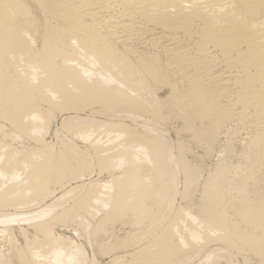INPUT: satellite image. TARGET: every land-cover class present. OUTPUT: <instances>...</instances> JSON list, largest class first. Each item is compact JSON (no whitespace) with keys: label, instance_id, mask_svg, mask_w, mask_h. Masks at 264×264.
I'll return each instance as SVG.
<instances>
[{"label":"bare ground","instance_id":"1","mask_svg":"<svg viewBox=\"0 0 264 264\" xmlns=\"http://www.w3.org/2000/svg\"><path fill=\"white\" fill-rule=\"evenodd\" d=\"M165 87L169 94L160 99ZM56 114L69 136L57 138L58 147L45 141ZM171 115L209 154L229 122L253 130L243 131L242 171L229 176L230 166L238 167L234 146L220 143L217 164L201 181L200 212L179 208L169 225L178 174L183 199L200 177L180 141L173 147L159 128ZM93 166L116 176L84 180ZM53 187L64 190L60 197L28 209L54 196ZM70 196L74 206L56 214L57 202ZM6 207L14 210L0 213V235L13 258L0 253V264H87L82 249L54 235V223L79 221L88 232L98 216L100 224L126 211L134 224L148 223L139 241L151 238L111 264H185L188 250L197 255L215 241L264 264V0H0V209ZM12 224H27L37 236L28 240L19 227L25 245L18 248Z\"/></svg>","mask_w":264,"mask_h":264},{"label":"rangeland","instance_id":"2","mask_svg":"<svg viewBox=\"0 0 264 264\" xmlns=\"http://www.w3.org/2000/svg\"><path fill=\"white\" fill-rule=\"evenodd\" d=\"M130 43H132L133 45H130ZM130 43H128V44L131 47L133 46V48L136 47L135 49L138 48V49L142 50L141 49L142 46L139 44V41L131 40ZM138 44L140 45V48H139ZM165 88L164 89L162 88L161 92L159 94L157 93V95H158V97L160 99H163L164 95H166L165 96V98H166L168 96L167 94H169V91H168L169 89L168 88L165 89ZM165 109H167V107L162 109V111L165 110ZM163 112L169 114V112L167 110L163 111ZM78 114H79V116L84 117V115L88 114V113L86 111L85 113L79 112ZM56 115L58 117L55 116V118L56 117L57 118L53 121L54 125L53 124L51 125V129L52 130L50 129V131L47 134V136H45V141H47L50 144L52 143L51 145H53V146L55 145L56 147H58L59 142L66 139V138L64 139V135L66 134V132H65V130H63L60 127L61 126L60 125L61 124V119L64 116L63 115L59 116L58 114H56ZM169 118H171V119H168L169 122H168V120L163 121V122H167V123L160 122L162 124L161 125L159 124L160 125L159 128L164 130L163 133L166 134V136H165L166 139L170 143H172L173 147L176 144V142L178 143L180 141L179 143L182 144L183 147H185V149L187 150V152H185L186 153V157H185L186 161L189 163V165H191V166L193 165L195 169L198 168L196 170L200 173V174H198V176L200 175V177H198L199 180H197L199 182L196 181L197 184L196 183L194 184L195 185L194 189H193L194 185L192 187L194 192L191 190L190 193H192V192L193 193L192 194H188L190 199L188 197H185L184 199L181 198V193L185 189H184V185L183 186L181 185V184H183L182 183L183 182L182 181V178H183L182 174H178V178L177 179L180 181V182H177L178 183L177 184L178 194L176 195V197L174 199V202H173L174 204L172 205L173 207H171V210L169 212V217L167 219V222H169L168 224L170 225V222L173 221L174 218H176V215L179 214V211L181 209H189L193 213L200 212V211H197V208H200L199 207L200 199L204 200L201 197V195H202V190H200L202 188L201 185L203 184L202 182L205 181V178L208 176V174H210L208 172H212L213 168H214V165L217 164L216 161H218V160L216 158L218 157V155H216V154H219L218 152H220V147H221V149L223 148L222 147L223 144H220V143H224L225 144L227 141L231 142L232 145L234 146V153H233V156H232V160L234 159V160H237L236 162H240L241 163V164L240 163H236L234 160L232 161V165L234 166V163H235V164H237L238 167H235V168L233 167L232 168L230 166V168L232 170L229 168V170H228L229 171V176H234L235 172L240 173V172H238L239 170L242 171V165H243L242 163L244 162V159H243L244 158V152L242 151L243 147L241 145V142L243 144V139L245 138L243 134L245 133V136H246V134L248 132L250 133V131L253 130V129H251L252 127H250L249 125H247V126H249L250 128L247 127L246 124H243L240 121L238 123L240 126H238L237 121H232L231 123L229 122L230 125L228 123V124H226V126H223L221 128L222 130L220 129L221 132L218 131L219 133H217V138H216L217 141H215L216 143H214V147H213L215 149V151L212 148L213 153L211 152V154H209L207 152L205 153L204 149H201L200 146H199L200 147L199 148L198 145H196V143H195V141L193 139H190L191 136H189L188 135L189 133L186 132L182 128V125L179 126L181 123H179L178 120L175 119V120L172 121V119H173L172 115ZM125 123H127V122H125ZM137 123L140 124V126H138L139 124L137 125V129H138L137 131L141 132V129H142V127H141L142 124L141 123H143V122L139 121ZM234 123H236V125ZM127 124L131 125V123H127ZM132 125H133V127H135L134 124H132ZM241 127H245V128L247 127L248 130H246L245 128H241ZM6 128H9V127L6 126ZM232 129H233L234 132L232 131ZM237 129L240 130V131H241V129H243V130L241 131V133H239V131L237 133L236 132ZM178 130L181 131V132H185L186 134L185 133H181ZM177 131H178V133H177ZM243 131H244V133H243ZM54 132L57 133L58 135L57 134H53ZM236 133H237V135H236ZM54 135L55 136L57 135V136L55 137ZM222 135H225V136L223 137ZM226 136H229V137H226ZM61 137H63V138H61ZM66 137L68 138L69 136H66ZM57 138H59L61 140L57 141ZM193 141H194V144H193ZM24 142L23 143L26 145L27 141H24ZM74 142L80 148H84V146L86 145L84 143H81V141H77V140H75ZM28 143L31 146L33 145L31 142H27V144ZM215 144H218V145H215ZM237 144H238V147H237ZM235 147L237 148L236 150H235ZM218 149H219V151H217ZM239 149H241V150L239 151ZM235 152H238V153L240 152V153L238 154V153H235ZM185 153H184V156H185ZM235 154H236V156H235ZM240 154L243 155V156H241ZM94 167H96V168H94ZM239 167H241V168L239 169ZM93 168H94V169H92L93 172L92 173L90 172L91 174L89 173L90 176L86 175V177H84V180H88L89 177H90L91 180L103 182V181L110 180L111 176H113V175L116 176L115 172H113V173L112 172H100L98 170L99 168H97V166H93ZM232 171H234V173ZM261 171H263V170H260V173H259L260 176H261V173H263ZM98 172H100L101 174H99ZM107 173L108 174L112 173V174L108 175ZM230 173H231V175H230ZM201 174H202V177H201ZM259 174H258V176H259ZM69 184H71V183H69ZM57 188L60 189L59 187H55V188L53 187L52 188L54 191H57V192H56V194H54V196L50 197L51 199L47 198L40 205L33 206V207L28 208V209L29 210L30 209L34 210V209H37L38 207H40L42 205H48V204H50V202L52 203L53 201H55L54 197L55 198L60 197L62 192L64 191V190L60 191ZM199 190L201 192H199ZM182 196H184V194ZM186 198H187V200H186ZM70 199H71V196L65 198L64 200H62L60 202H57V204H56L57 205V208H56L57 210L55 211L56 214L57 213L59 214L61 212V210H62V212L66 211L67 207L70 208V207L74 206V201H75L74 199L75 198L74 199L72 198L73 199L72 201ZM202 202H201V204H202ZM203 203H205V202H203ZM75 204H78L77 201L75 202ZM203 205L204 204H202L201 207ZM190 207H191V209H190ZM64 208H65V210H64ZM179 208H181V209H179ZM28 209H26V210L28 211ZM13 210H14V208H13ZM13 210H12V208H9V207L1 208L0 209V213L13 212ZM54 213L52 214L53 217L56 215V214L54 215ZM173 215H175L174 218H172ZM102 217H103V215H100L97 218H95V220H93V221L91 220L90 221L91 222V227H90V229H88L89 230L88 232L85 231V228L82 227L79 224V221H73V220L72 221L68 220L67 222H65V224L56 221L54 223L55 225L53 224L54 226H53L52 230H53V233H54L55 236H60L64 241H72V242H74V244L78 248L82 249L85 252L86 258L88 259V263L87 264H89V261L92 260L93 258L95 259L96 264H111L110 261L113 259L112 257L113 256L114 257L118 256V255L125 257V260L127 261L128 260V258H127L128 254L131 253V251H133L134 248H136V247H133V245H134L133 243H135L136 241H139L140 237L147 233V231H148L147 224L148 223L146 221H144V222H142L140 224H134L133 215H131L129 211L124 212V214L123 213L120 214L119 216H117L112 221H108V222L106 221L105 223L102 222V223L99 224V219H101ZM167 222L163 223V225L167 224ZM20 225L21 226H18L16 224H12L9 227H11V229L13 230V231L11 230V232H12L11 234H13V237L11 236V238L16 240V243H17L16 246L18 248L22 247L21 249H24L25 238H24V236L22 234H21L22 236H20L21 232H19L20 230H18V228L19 227L20 228H24V230L28 231V233L26 235V238L27 239L29 238L28 240H30L32 238V236H37V235L35 234V232L33 230H31L30 227L27 228V226H28L27 224H20ZM96 226H98L100 228V232H98L96 234L95 233L92 234L93 231H94V227H96ZM29 233H30V235H29ZM2 238L3 237L0 235V253L12 256V258H13V252H12L13 251L12 250L13 247L11 246V244L9 245V241H6V240H8V238H3L4 241H3ZM38 238H40V236H38ZM148 238L150 239L151 236H148L147 238H144V240L143 239L140 240L139 241L140 244L137 247H139L140 245L142 246L144 244H147V242L149 241ZM147 239H148V241H147ZM14 243H15V241H14ZM218 243L215 241V243L212 242V243L206 244V247H205V245L202 244V247H204V248L200 249L201 250V251L199 250L200 254H199V252H197L198 253L197 255H196V251L191 252V251L188 250V252L186 253L187 255L185 256L187 258V260H186V258H184L185 259L184 262L186 261L185 264L186 263L187 264H195V263L198 264L200 262V260L204 258V254L207 255L210 252H213L215 254V255L213 254V257H212L213 262L210 261L211 262L210 264H245L246 260H247V263L252 261L251 264L252 263L253 264L257 263L258 264V262H257L258 260H257L256 256H253L254 254L252 253L253 254L252 255L251 251L249 253L247 252V254H246V252L243 254V252L240 253V252H238L236 250L237 251V253H236V251H234L232 249L229 250V248L225 247L223 244H220V242H218ZM244 251H247V250H244ZM194 253H195V255H194ZM241 254H243V255H241ZM247 255H248V258H247ZM243 258H247V259H244L245 261L243 262ZM90 263H91V261H90ZM12 264H16L15 259L12 260ZM199 264H201V262ZM248 264H250V263H248Z\"/></svg>","mask_w":264,"mask_h":264}]
</instances>
